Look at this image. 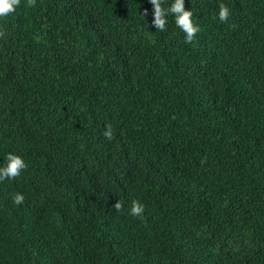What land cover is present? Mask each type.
Returning <instances> with one entry per match:
<instances>
[{"label":"trees","instance_id":"trees-1","mask_svg":"<svg viewBox=\"0 0 264 264\" xmlns=\"http://www.w3.org/2000/svg\"><path fill=\"white\" fill-rule=\"evenodd\" d=\"M185 8L190 44L149 0L0 18V264H264V0Z\"/></svg>","mask_w":264,"mask_h":264},{"label":"clouds","instance_id":"clouds-1","mask_svg":"<svg viewBox=\"0 0 264 264\" xmlns=\"http://www.w3.org/2000/svg\"><path fill=\"white\" fill-rule=\"evenodd\" d=\"M19 3L20 0H0V18L6 17L14 12ZM149 3L152 5L151 23L156 30L161 32L165 31L168 17L172 16L176 27L184 34V43L190 44L193 42L194 37L201 29L193 20L194 13L192 9L185 8V0H170L167 7L163 6L164 0H149ZM145 15H147V10H145ZM229 16L230 9L225 4L220 3L217 12L218 20L220 22H226ZM103 134L107 139H112V130L110 127L106 128ZM26 167L25 160L21 155L12 152L6 153L3 162L0 163V182L19 177ZM11 199L15 205H21L24 202V195L17 192L12 195ZM114 207L119 211L122 208V204L115 202ZM142 212L143 206L133 202L129 209V214L139 216Z\"/></svg>","mask_w":264,"mask_h":264}]
</instances>
